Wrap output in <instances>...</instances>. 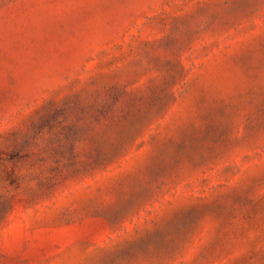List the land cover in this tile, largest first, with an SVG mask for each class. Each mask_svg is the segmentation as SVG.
Masks as SVG:
<instances>
[{
	"label": "rangeland",
	"instance_id": "374dc122",
	"mask_svg": "<svg viewBox=\"0 0 264 264\" xmlns=\"http://www.w3.org/2000/svg\"><path fill=\"white\" fill-rule=\"evenodd\" d=\"M0 264H264V0H0Z\"/></svg>",
	"mask_w": 264,
	"mask_h": 264
}]
</instances>
